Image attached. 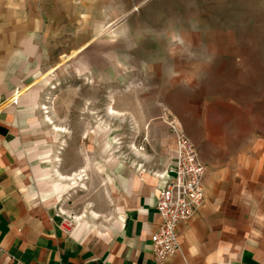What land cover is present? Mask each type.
<instances>
[{
    "label": "rangeland",
    "instance_id": "obj_1",
    "mask_svg": "<svg viewBox=\"0 0 264 264\" xmlns=\"http://www.w3.org/2000/svg\"><path fill=\"white\" fill-rule=\"evenodd\" d=\"M44 2L55 23L36 36L43 61L2 106L27 120L32 150L48 152L37 163L49 171L43 188L63 195L68 226L80 202L67 173L87 155L96 168L110 157L114 166L151 165L165 147L146 122L162 139L166 116L208 169H245L251 206L263 200L251 209L264 214V0ZM102 179L93 176L94 189Z\"/></svg>",
    "mask_w": 264,
    "mask_h": 264
},
{
    "label": "crops",
    "instance_id": "obj_2",
    "mask_svg": "<svg viewBox=\"0 0 264 264\" xmlns=\"http://www.w3.org/2000/svg\"><path fill=\"white\" fill-rule=\"evenodd\" d=\"M44 7V0H0V264H264V214L251 209L263 200L253 199L251 206L245 169H208L204 161L205 200L178 225L180 251L161 262L154 258L151 236L161 221L156 198L166 170L161 159L168 168L175 158L167 116L162 139L155 121L146 122L165 147L155 151L151 165L129 166L117 159L114 166L110 157L96 168L87 155L86 163L67 173L74 176L73 197L78 192L80 203L77 223L66 224L59 204L63 195L43 188L48 168L37 165L48 152L32 150L27 120L2 106L33 63L43 61L36 36L51 29L48 22L55 23ZM58 174L64 179V172ZM97 174L103 179L94 189ZM81 192H86L83 203Z\"/></svg>",
    "mask_w": 264,
    "mask_h": 264
},
{
    "label": "built area",
    "instance_id": "obj_3",
    "mask_svg": "<svg viewBox=\"0 0 264 264\" xmlns=\"http://www.w3.org/2000/svg\"><path fill=\"white\" fill-rule=\"evenodd\" d=\"M169 125L176 140L175 158L163 174L165 182L156 198L161 221L151 236L158 262L180 251L178 225L191 218L205 200L207 168L197 146L177 122L171 120Z\"/></svg>",
    "mask_w": 264,
    "mask_h": 264
},
{
    "label": "water",
    "instance_id": "obj_4",
    "mask_svg": "<svg viewBox=\"0 0 264 264\" xmlns=\"http://www.w3.org/2000/svg\"><path fill=\"white\" fill-rule=\"evenodd\" d=\"M126 17H127V15L122 16L120 19H118L117 21L113 22V23L110 25V27H114V26H116L117 24H119L120 22H122L123 20H125Z\"/></svg>",
    "mask_w": 264,
    "mask_h": 264
}]
</instances>
